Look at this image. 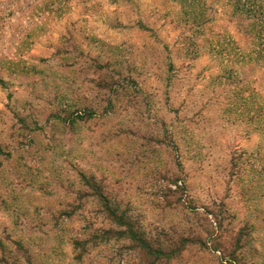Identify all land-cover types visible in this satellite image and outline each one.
Masks as SVG:
<instances>
[{
    "label": "rangeland",
    "instance_id": "rangeland-1",
    "mask_svg": "<svg viewBox=\"0 0 264 264\" xmlns=\"http://www.w3.org/2000/svg\"><path fill=\"white\" fill-rule=\"evenodd\" d=\"M0 264H264V0H0Z\"/></svg>",
    "mask_w": 264,
    "mask_h": 264
}]
</instances>
